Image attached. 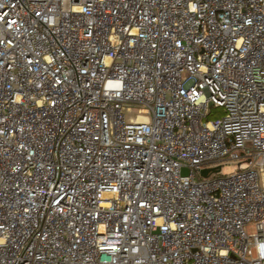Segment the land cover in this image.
<instances>
[{
	"label": "built area",
	"instance_id": "1",
	"mask_svg": "<svg viewBox=\"0 0 264 264\" xmlns=\"http://www.w3.org/2000/svg\"><path fill=\"white\" fill-rule=\"evenodd\" d=\"M0 264H264V0H0Z\"/></svg>",
	"mask_w": 264,
	"mask_h": 264
},
{
	"label": "rangeland",
	"instance_id": "2",
	"mask_svg": "<svg viewBox=\"0 0 264 264\" xmlns=\"http://www.w3.org/2000/svg\"><path fill=\"white\" fill-rule=\"evenodd\" d=\"M214 112H215L214 114H212V115H210V116L208 117L209 120L214 119V118H216V117H220V116L223 114V111L220 110V109H216V110H214ZM235 168H236L235 165H233V166H224V167L222 168V172H223V174H229V173L233 172ZM247 232H248V233H251V232H252V228L249 227V228L247 229Z\"/></svg>",
	"mask_w": 264,
	"mask_h": 264
},
{
	"label": "water",
	"instance_id": "3",
	"mask_svg": "<svg viewBox=\"0 0 264 264\" xmlns=\"http://www.w3.org/2000/svg\"><path fill=\"white\" fill-rule=\"evenodd\" d=\"M213 171H215V169L203 170L201 173L203 177H207V173L213 172ZM183 173H186V172L184 171Z\"/></svg>",
	"mask_w": 264,
	"mask_h": 264
}]
</instances>
